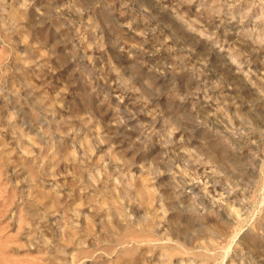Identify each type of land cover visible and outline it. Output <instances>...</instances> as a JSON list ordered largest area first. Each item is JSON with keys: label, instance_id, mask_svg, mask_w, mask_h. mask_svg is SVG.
Returning <instances> with one entry per match:
<instances>
[{"label": "rangeland", "instance_id": "obj_1", "mask_svg": "<svg viewBox=\"0 0 264 264\" xmlns=\"http://www.w3.org/2000/svg\"><path fill=\"white\" fill-rule=\"evenodd\" d=\"M0 264H264V0H0Z\"/></svg>", "mask_w": 264, "mask_h": 264}]
</instances>
